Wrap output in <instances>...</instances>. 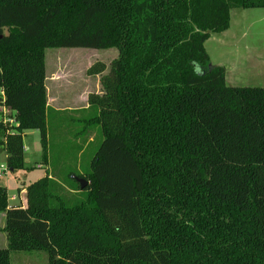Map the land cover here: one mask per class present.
Returning <instances> with one entry per match:
<instances>
[{
  "label": "trees",
  "instance_id": "trees-1",
  "mask_svg": "<svg viewBox=\"0 0 264 264\" xmlns=\"http://www.w3.org/2000/svg\"><path fill=\"white\" fill-rule=\"evenodd\" d=\"M264 0H0V149L29 171L23 138L48 152L46 50L117 49L87 121L102 142L85 180L46 176L0 214L12 252L49 264H264V88L231 87L205 43ZM15 121L5 123L3 118ZM66 189L84 198L70 201Z\"/></svg>",
  "mask_w": 264,
  "mask_h": 264
},
{
  "label": "rangeland",
  "instance_id": "rangeland-1",
  "mask_svg": "<svg viewBox=\"0 0 264 264\" xmlns=\"http://www.w3.org/2000/svg\"><path fill=\"white\" fill-rule=\"evenodd\" d=\"M258 10V16L262 18L264 8ZM233 26L238 31L239 28H236L239 24L235 22ZM260 30V32H264L261 25ZM217 38L218 35L213 34L205 43L206 52L213 66L219 63L217 57H222V48L219 47ZM230 46L231 42L224 50ZM263 46L264 41L260 47L263 48ZM45 56L48 101L52 107L64 111L49 109L47 112L48 152L46 163H44L40 133L38 131L27 132L23 138V144L26 167L29 171H18L14 174L8 172L0 177V187L7 190L10 207L24 205L21 200H26L24 190L27 186L46 176L54 178L60 184L68 181L76 182L72 179L73 176L69 178L70 173L88 172L91 160L103 140L99 126H93L87 122L97 110H83L81 108L83 105H79L78 101L73 100L74 96L78 94L89 96L99 93L101 90L100 76H89L88 71L97 64H104L107 67L105 73H108L112 61L118 56L117 49H49L46 50ZM51 80H55V86L52 85ZM8 114L7 110L4 111V116ZM4 163V158L1 157L0 165ZM62 190L64 194L59 193V195L70 201L84 198L83 192L74 195L63 187ZM12 199L14 201H11ZM4 225L5 216L1 213L0 249L6 248L8 245L7 236L1 229ZM10 261L11 264H49L48 254L43 251L12 252Z\"/></svg>",
  "mask_w": 264,
  "mask_h": 264
},
{
  "label": "crops",
  "instance_id": "crops-1",
  "mask_svg": "<svg viewBox=\"0 0 264 264\" xmlns=\"http://www.w3.org/2000/svg\"><path fill=\"white\" fill-rule=\"evenodd\" d=\"M258 9L263 8L250 7L243 10L232 11L230 18V28L221 34H216L218 35L217 42L219 44V47L222 48V57H217L219 63L215 66L224 67L226 69V83L228 86L264 88V85H261L262 83L264 84V46L263 48L260 47V45L263 44L264 41V32H260V25L264 28V16L262 18L258 16ZM235 22L239 24V26L236 28H239L238 31L234 29L233 25ZM230 42L231 46L224 50V48L229 45ZM51 81L53 83L52 85H54L55 80ZM47 84L48 77L46 73L48 109H52L54 111H64L52 107L49 103ZM101 93L102 90H99V93L96 94ZM73 101H78L77 104L83 105L81 108H83V110H87L88 96L78 94L77 96H74ZM1 111L5 110L3 109L0 110V112ZM1 157L5 159L4 156H0V158ZM37 166L36 168H38ZM21 195H23V193H21ZM11 201H14V199H12ZM21 202L22 204H24L22 205L24 207L26 204V200H21ZM4 227L5 225L3 226V228H1L2 231Z\"/></svg>",
  "mask_w": 264,
  "mask_h": 264
},
{
  "label": "built area",
  "instance_id": "built-area-1",
  "mask_svg": "<svg viewBox=\"0 0 264 264\" xmlns=\"http://www.w3.org/2000/svg\"><path fill=\"white\" fill-rule=\"evenodd\" d=\"M4 122L5 123H10V124H13L15 121L13 120H8L7 118H3ZM9 171H8V168L5 164H1L0 165V177L7 174Z\"/></svg>",
  "mask_w": 264,
  "mask_h": 264
},
{
  "label": "water",
  "instance_id": "water-1",
  "mask_svg": "<svg viewBox=\"0 0 264 264\" xmlns=\"http://www.w3.org/2000/svg\"><path fill=\"white\" fill-rule=\"evenodd\" d=\"M0 39H1V37H0ZM2 151H3V149L1 148L0 154L2 153ZM72 179L75 180L80 185L81 190H84L88 185V183L85 180L78 178L76 176H73Z\"/></svg>",
  "mask_w": 264,
  "mask_h": 264
}]
</instances>
